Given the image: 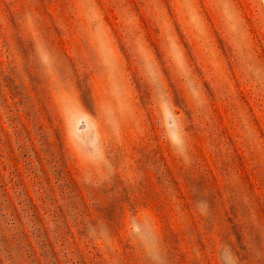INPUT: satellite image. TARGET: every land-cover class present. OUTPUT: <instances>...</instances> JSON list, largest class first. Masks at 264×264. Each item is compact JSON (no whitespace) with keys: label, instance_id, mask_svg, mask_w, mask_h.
<instances>
[{"label":"rangeland","instance_id":"1","mask_svg":"<svg viewBox=\"0 0 264 264\" xmlns=\"http://www.w3.org/2000/svg\"><path fill=\"white\" fill-rule=\"evenodd\" d=\"M0 264H264V0H0Z\"/></svg>","mask_w":264,"mask_h":264}]
</instances>
